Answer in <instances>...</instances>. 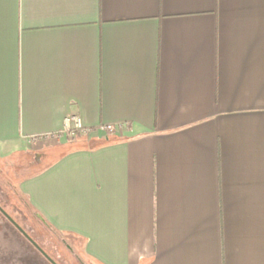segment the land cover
<instances>
[{
    "label": "crops",
    "instance_id": "crops-1",
    "mask_svg": "<svg viewBox=\"0 0 264 264\" xmlns=\"http://www.w3.org/2000/svg\"><path fill=\"white\" fill-rule=\"evenodd\" d=\"M40 146L18 191L84 258L264 264V0H0V160Z\"/></svg>",
    "mask_w": 264,
    "mask_h": 264
},
{
    "label": "rangeland",
    "instance_id": "rangeland-1",
    "mask_svg": "<svg viewBox=\"0 0 264 264\" xmlns=\"http://www.w3.org/2000/svg\"><path fill=\"white\" fill-rule=\"evenodd\" d=\"M38 150L40 153H43L41 162L36 158L34 151L20 155H10L4 160H0L2 165L6 162L8 176L11 177L12 183L17 189L22 177L26 176L33 169L41 168L52 161L64 148L60 147L46 151L44 147L40 146ZM14 198L17 208L23 210L26 215L25 219H23L24 217H20L22 226L28 230L53 260L58 264H81L76 259V254H80L79 256L85 264H96L82 256L78 246H75V240L53 232L38 221L34 212L20 194L14 192ZM18 213L20 214V212ZM62 237L70 243L73 248L72 252L61 242L60 238ZM0 264L52 263L15 226L5 220L4 216L0 213Z\"/></svg>",
    "mask_w": 264,
    "mask_h": 264
},
{
    "label": "flooded vegetation",
    "instance_id": "flooded-vegetation-1",
    "mask_svg": "<svg viewBox=\"0 0 264 264\" xmlns=\"http://www.w3.org/2000/svg\"><path fill=\"white\" fill-rule=\"evenodd\" d=\"M10 190H12V191H10ZM14 192L19 194L18 189L12 183L11 177L8 176V170L6 168V162H4L3 165L0 163V213L4 216L5 220H7L13 226H15L16 229L19 230L27 239H28V237L25 235V233L22 232V230L19 229L18 225L34 240L32 235L28 232V230L25 229V227L22 226V224L20 222V221H22V220H20V217H24L23 219H25L26 215L24 214L23 210H21V209L19 210L17 208L15 198H14ZM18 212H20V214ZM14 215L19 217V218H16ZM30 228L33 229L32 227H30ZM60 240L68 249H70L71 252L73 251V248L71 247L70 243L67 242V239L62 237V238H60ZM34 241L39 245V243L36 240H34ZM39 246L45 251V249L41 245H39ZM37 249L43 254V251H41L40 248H37ZM79 255L76 254V259H78V261L81 264H85Z\"/></svg>",
    "mask_w": 264,
    "mask_h": 264
},
{
    "label": "built area",
    "instance_id": "built-area-1",
    "mask_svg": "<svg viewBox=\"0 0 264 264\" xmlns=\"http://www.w3.org/2000/svg\"><path fill=\"white\" fill-rule=\"evenodd\" d=\"M123 130V125L120 123L119 125L107 124L106 130L111 132L115 131L116 128ZM83 130L82 119L79 114L71 113L67 115L63 120V129L62 132L69 135L70 137H75L79 131Z\"/></svg>",
    "mask_w": 264,
    "mask_h": 264
},
{
    "label": "trees",
    "instance_id": "trees-1",
    "mask_svg": "<svg viewBox=\"0 0 264 264\" xmlns=\"http://www.w3.org/2000/svg\"><path fill=\"white\" fill-rule=\"evenodd\" d=\"M19 194L21 195V193L19 192ZM21 197L22 198H24L22 195H21ZM25 199V198H24ZM25 202L28 204V206L30 207V205H29V203H28V201L25 199ZM31 208V207H30ZM31 210L34 212V214H35V217L38 219V221H40L42 224H44L47 228H49L50 230H52L53 232H56V233H58L59 235H61V236H64L62 233H60V232H58V231H56V229H54L53 227H52V225H50L42 216L41 217H38V212L37 211H35V210H33L32 208H31ZM40 215V214H39ZM33 237V236H32ZM34 238V237H33ZM34 240H36L35 238H34ZM40 245V244H39ZM46 251V250H45ZM47 252V251H46ZM48 253V252H47ZM95 263V262H94ZM97 264V263H96Z\"/></svg>",
    "mask_w": 264,
    "mask_h": 264
},
{
    "label": "water",
    "instance_id": "water-1",
    "mask_svg": "<svg viewBox=\"0 0 264 264\" xmlns=\"http://www.w3.org/2000/svg\"><path fill=\"white\" fill-rule=\"evenodd\" d=\"M38 217H41V215L38 214ZM19 229L22 230L23 233L28 237V239L34 244L35 247L40 248L41 251H43V255L52 263V264H58L53 258H51L19 225Z\"/></svg>",
    "mask_w": 264,
    "mask_h": 264
}]
</instances>
